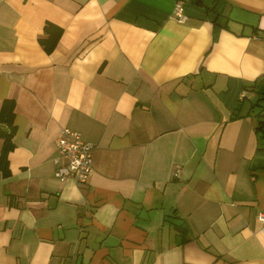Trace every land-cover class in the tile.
<instances>
[{
  "label": "crops",
  "instance_id": "obj_1",
  "mask_svg": "<svg viewBox=\"0 0 264 264\" xmlns=\"http://www.w3.org/2000/svg\"><path fill=\"white\" fill-rule=\"evenodd\" d=\"M263 71L264 0H0V264H264ZM63 127L82 183L55 176Z\"/></svg>",
  "mask_w": 264,
  "mask_h": 264
},
{
  "label": "built area",
  "instance_id": "obj_2",
  "mask_svg": "<svg viewBox=\"0 0 264 264\" xmlns=\"http://www.w3.org/2000/svg\"><path fill=\"white\" fill-rule=\"evenodd\" d=\"M172 16L178 22L184 20L180 2L174 4ZM54 146L55 176L77 183L86 181L91 173L92 144L84 141L77 131L63 127L56 134ZM257 219L261 223L260 230L264 232V211L257 212Z\"/></svg>",
  "mask_w": 264,
  "mask_h": 264
},
{
  "label": "trees",
  "instance_id": "obj_3",
  "mask_svg": "<svg viewBox=\"0 0 264 264\" xmlns=\"http://www.w3.org/2000/svg\"><path fill=\"white\" fill-rule=\"evenodd\" d=\"M60 34L61 28L45 21L42 27V34L37 38V42L43 51L49 53L54 48ZM250 86L252 87L251 90L258 94L257 97L259 99L264 97V71L254 78V80L250 83ZM244 99L245 98L242 97L239 102ZM13 106L14 101L12 98H4L0 100V172L2 175H7L8 173L6 155L12 148L11 137L15 131V127L13 125ZM255 130L259 137L264 138V105H261V109L256 114ZM171 222L173 223L175 229L179 232V235L184 233L186 230V224L181 218L174 216ZM180 240L183 242L182 238H180Z\"/></svg>",
  "mask_w": 264,
  "mask_h": 264
},
{
  "label": "rangeland",
  "instance_id": "obj_4",
  "mask_svg": "<svg viewBox=\"0 0 264 264\" xmlns=\"http://www.w3.org/2000/svg\"><path fill=\"white\" fill-rule=\"evenodd\" d=\"M264 101V100H263Z\"/></svg>",
  "mask_w": 264,
  "mask_h": 264
}]
</instances>
